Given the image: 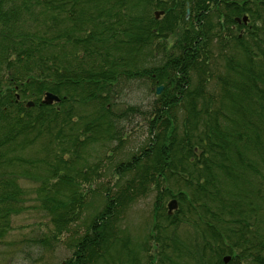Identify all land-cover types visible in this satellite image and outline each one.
<instances>
[{
  "label": "trees",
  "instance_id": "16d2710c",
  "mask_svg": "<svg viewBox=\"0 0 264 264\" xmlns=\"http://www.w3.org/2000/svg\"><path fill=\"white\" fill-rule=\"evenodd\" d=\"M258 3L0 0V238L22 210L11 167L30 166L20 174L39 180L52 236H69L72 254L62 264H264L254 225L264 217ZM141 76L163 86L148 140L115 160L125 114L113 111L114 89ZM45 91L60 101L42 103ZM31 146L43 155L25 157ZM94 147L110 154L91 162ZM153 191L148 232L132 242L128 211ZM168 198L177 201L171 214ZM181 223L194 227L197 242L179 237Z\"/></svg>",
  "mask_w": 264,
  "mask_h": 264
},
{
  "label": "rangeland",
  "instance_id": "374dc122",
  "mask_svg": "<svg viewBox=\"0 0 264 264\" xmlns=\"http://www.w3.org/2000/svg\"><path fill=\"white\" fill-rule=\"evenodd\" d=\"M262 1L263 3H258V8L261 15L264 16V0ZM255 2H258V0H249L250 6L255 8L257 6H255ZM156 10L160 11L159 9ZM262 23L264 29V22L262 21ZM258 25H260V21H258ZM239 32L240 34L242 32L246 33V30L242 29ZM172 40L173 37L170 36L168 42L170 41L171 43ZM160 56V54L157 55V58L161 61ZM155 88L156 84L151 79L141 76L125 79L121 87L114 89L115 94L112 98L113 111L115 113L121 111L122 114H125V117L117 122L120 125L119 129H123L122 135L125 141L117 151L115 160L127 159L148 140V118L156 105L155 98L157 95L155 94ZM129 108H132V110H128ZM114 144L115 142L111 143V146ZM36 148L37 146H31L26 151L25 157L27 156L33 160L42 156L41 150ZM94 149L96 150H89L88 158L91 162L99 157L101 158V156L104 158L105 154H110L108 148L94 147ZM11 169L17 171L15 177L22 189L21 199L19 200L22 210L11 216L10 229L0 238V264H62L72 254V249L69 246L70 241H68L69 236L63 234L56 239L52 236L53 227L51 221L39 205L40 198L37 193L39 180L31 177V175L20 174L25 169L28 172L31 171L30 166H25L24 168L15 166L11 167ZM104 179L110 180V174H107V179L105 176L96 180L92 188L97 190L99 183ZM95 190L90 191L89 198L92 197L91 193L95 192ZM154 194L155 191L150 192L144 198H140L128 211L124 226L130 234L132 242L139 240L148 232ZM93 197L96 198L94 194ZM169 200L170 198L165 203L167 204ZM262 213L263 211L259 213L260 215L257 216V221L254 225L256 231L264 237V217L261 216ZM193 228L189 223H181L176 231L186 243L192 242V238L197 242ZM41 238L44 239L43 243L40 242ZM194 251L198 252V249L196 248ZM151 253L155 257L156 254L153 250ZM224 256L230 257L228 254ZM193 263L192 261L186 262V264ZM142 264H145V262H142ZM243 264L252 263L248 258Z\"/></svg>",
  "mask_w": 264,
  "mask_h": 264
},
{
  "label": "water",
  "instance_id": "95a60500",
  "mask_svg": "<svg viewBox=\"0 0 264 264\" xmlns=\"http://www.w3.org/2000/svg\"><path fill=\"white\" fill-rule=\"evenodd\" d=\"M160 13H162V11H156V12H155V17L157 18V17L160 15ZM187 13H188V9H187ZM245 19H246V17L244 16V17H243V20L245 21ZM161 90H162V85L157 86V87H156V94H159V93L161 92ZM59 100H60V98H59L56 94L47 91V92H45V94H44V97H43V99H42V103H44V104H51L52 102H54V101L57 102V101H59ZM26 104H27V106H31V105H33V102H32V101H28ZM176 207H177V201H176V199H171V200L168 202V204H167L168 213H169V214L172 213V211H173ZM228 259H229V256H225V257H224V261H225V262H226Z\"/></svg>",
  "mask_w": 264,
  "mask_h": 264
},
{
  "label": "bare ground",
  "instance_id": "6f19581e",
  "mask_svg": "<svg viewBox=\"0 0 264 264\" xmlns=\"http://www.w3.org/2000/svg\"><path fill=\"white\" fill-rule=\"evenodd\" d=\"M244 16H246V15H244ZM244 16H242V17H235V19L237 20V21H240V19H242ZM171 199H174V198H171ZM170 199V200H171Z\"/></svg>",
  "mask_w": 264,
  "mask_h": 264
}]
</instances>
